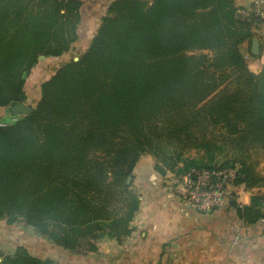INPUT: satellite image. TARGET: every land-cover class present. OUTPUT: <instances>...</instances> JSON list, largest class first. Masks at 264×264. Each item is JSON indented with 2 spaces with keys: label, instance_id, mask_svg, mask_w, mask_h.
<instances>
[{
  "label": "trees",
  "instance_id": "16d2710c",
  "mask_svg": "<svg viewBox=\"0 0 264 264\" xmlns=\"http://www.w3.org/2000/svg\"><path fill=\"white\" fill-rule=\"evenodd\" d=\"M82 5L0 0V109L11 112L18 102L32 109L0 125V220L21 219L70 251H95V242L84 247L83 238L131 233L140 206L130 190L137 176L150 188L141 193H166L158 184L165 168L139 172L140 156L164 155L163 139L194 131L200 138L191 140L208 162L231 153L240 163L236 182L264 188L258 162L254 172L246 161L254 148L264 156V66L251 72L239 49L252 39L258 16L238 18L233 0H109L79 58L58 66L30 102L28 76L39 56L52 63L70 50ZM209 125L222 130L220 140L205 137ZM216 166L190 159L181 174L234 165ZM112 201L120 203L116 209ZM225 207L230 218L264 230V191ZM0 264L54 263L20 245L0 254Z\"/></svg>",
  "mask_w": 264,
  "mask_h": 264
},
{
  "label": "crops",
  "instance_id": "0c3cea01",
  "mask_svg": "<svg viewBox=\"0 0 264 264\" xmlns=\"http://www.w3.org/2000/svg\"><path fill=\"white\" fill-rule=\"evenodd\" d=\"M255 2L256 0H233L236 7L235 14L238 18L245 19L251 14L257 15L259 18V21L253 23L251 29L252 39L259 40V53L252 56V60L248 63L249 67L254 65L253 69L257 73L264 66V3L260 4V14H258L255 12ZM108 4L109 0H83L77 29L78 37L70 50L82 52L96 31ZM252 39H246L239 44L243 55L247 49L251 51ZM81 47L82 49H80ZM70 50L65 52L62 57L69 55ZM243 194L244 203L248 204L250 194L249 192H243ZM143 197L145 199L141 202L140 208L142 215L152 216L155 212L157 213L158 209V214L168 215V217L179 215L180 217L177 223H172L180 234L179 237L173 238L171 243L179 246L178 251L173 254L172 264H264V230L260 223L244 225L242 221L230 218L228 207L200 215L194 212L193 208L178 201L176 197H173L175 203L172 204L162 197L151 198L147 194ZM168 223L165 224V227L168 226ZM151 225L148 226L150 231L155 228L153 224ZM169 226L171 227V225ZM140 234V238L131 235L124 240L123 245L128 246L127 250L118 245L112 250L109 248L108 255L99 248L97 251L77 256L75 259L79 261L78 264H100L102 260L107 261V264L163 262V256L160 258L157 253L155 254L156 258L155 255L153 256L154 246H159L166 239L151 240L145 230H141ZM140 244L147 247L143 253L139 252L136 255L134 252L138 250L137 247ZM133 255L137 257L134 258ZM139 257H141L140 260Z\"/></svg>",
  "mask_w": 264,
  "mask_h": 264
},
{
  "label": "rangeland",
  "instance_id": "374dc122",
  "mask_svg": "<svg viewBox=\"0 0 264 264\" xmlns=\"http://www.w3.org/2000/svg\"><path fill=\"white\" fill-rule=\"evenodd\" d=\"M32 9H34V6L32 7ZM80 49H82V47ZM80 53L81 52L79 50H70L69 55H65L61 57L60 61L52 62V63L49 59H47L48 57L41 55L43 56L41 58V56H39L40 62H38V64L33 68L32 73L27 78L28 82L25 85V91L30 97L29 101L34 102L40 97V84L46 79H48L50 74H52L58 66L71 59L77 60L80 56ZM244 54L247 56L246 60H247L248 69L255 74V69L249 67L248 63L252 60L251 59L252 56H255L256 54H252L250 49H247L246 52H244ZM11 116L12 113L9 112L8 108L0 109V120L8 122L10 121ZM177 117H181V116H177ZM163 118L167 119V124L170 122V119L167 116H163ZM167 124L165 126H167ZM160 126L162 127V124ZM208 130L209 132L206 131L205 134L206 138L208 137L210 138L211 136L213 140H220V135L218 134L219 132H222V130L219 127L216 128L209 125ZM198 133L196 136L194 131L192 137L179 136V137H175L174 139H170V141L163 139L162 141L164 142H162V144L164 149L162 150V152L164 155L156 156L153 153L148 152L140 156L138 161L139 172L142 171L145 172L144 170L145 168H143V166H147L148 168H150V172L153 173V167L155 164H159L160 166L165 168L164 174L158 176V184L160 186V189H163L166 192L164 195L160 196L162 197V199L167 198L166 195H168V197L175 198V195L173 194L172 185L176 184L175 182L180 180L182 175L181 170L183 168V163L190 159H194L197 160L198 162H202L205 164L206 163L215 164L217 166L220 163H227L229 165L233 164L234 167L236 168L240 167L239 161H237V159L231 153L228 154L223 153L218 156L217 160L215 159V162L213 163L208 162L204 150L199 148L197 145H195L196 143L194 140H191V138L193 137L200 138L198 137ZM155 142L157 141H153V143ZM178 154H180V160H177V162L173 164L172 163L173 159H176L178 157ZM246 161L250 162L254 166V172H255V161L258 162L256 164V171L260 175H264V156L262 155V153H258L257 151H255V148L251 149L249 152V156L246 158ZM130 181L131 179L128 180L127 183L129 184ZM235 184L237 190L239 189L240 192L241 191L249 192L250 194L249 203L251 196L255 193L256 190L264 191V188H259V187L248 188L245 186V184L237 183V182ZM140 188H142V190H150L148 184L144 183V181L137 176L136 180L132 182L130 190H132V192L134 193H138L140 206L138 209L136 220H133L130 223V228H132V231L129 235H123L120 238L111 237L109 235H103V237L97 239L94 238L91 239L86 237L83 238L84 242L82 243V245L86 247V245L91 240L95 242L97 246V250L100 248L105 254L109 255V248L112 250L113 247L117 248L118 245H121L123 249L127 250L128 246L125 247L123 245L124 240L127 239V237H130L131 235H133L136 238H140L141 230H145V232L151 238V240L152 239L161 240V238L166 239L159 246H154L155 251L153 256L156 253L159 254L160 258L163 256L164 257L163 262L160 263L159 261L158 263L154 262L153 264H172L173 263L172 259L174 258L173 254L178 251L177 249L179 248V246L177 244L172 245L171 243L173 241V238H177L180 236V234H178V231L176 230V228L172 223H177L180 217L179 215H175V216L170 215L171 217H168V215L164 216L161 213L158 214L159 212L158 209H157V213L155 212V214L152 216L142 215V211L140 210V208L142 205L141 202H143V200L145 199L143 197L145 194L140 192L141 190ZM243 195L244 194L242 193L240 196ZM119 204H120L119 202L112 201L109 203V206L110 207L115 206L114 208L116 209L119 206ZM220 210L221 208L217 209L216 211H220ZM167 223L168 226L165 227V224ZM151 224H153L155 227L152 231L148 229V226H150ZM169 225H171V227ZM105 230H109V229H105ZM20 245L24 246L29 251L30 254L36 257H39L41 259H46V258L52 259L54 264H78L79 261H77L75 258L77 256L79 257L80 255H84L85 253H88V252H81L79 250L70 251L56 245L45 236L37 233L33 227L27 225L21 219H18L16 220V222L13 223L7 222L6 219H1L0 220V254H12L15 251L16 247ZM146 247H147L146 245L142 246L140 244L139 247H137L138 250L136 252L134 251L133 252L136 255L139 254V252L143 253ZM133 257L135 258L137 256L133 255ZM140 259L141 257H139V260ZM100 264H107V261L105 262L104 260H102L100 261Z\"/></svg>",
  "mask_w": 264,
  "mask_h": 264
},
{
  "label": "built area",
  "instance_id": "2783aa9c",
  "mask_svg": "<svg viewBox=\"0 0 264 264\" xmlns=\"http://www.w3.org/2000/svg\"><path fill=\"white\" fill-rule=\"evenodd\" d=\"M263 3L264 0H256V13L260 14V4ZM244 58L246 59L247 56L244 55ZM16 119L14 115L8 122L0 120V125H8ZM237 170L238 168L234 166L210 169L189 168L181 175L180 180L172 185L173 194L184 205L203 213L215 212L227 206L231 200L243 206L244 199L240 196L243 192L237 190L235 184Z\"/></svg>",
  "mask_w": 264,
  "mask_h": 264
},
{
  "label": "water",
  "instance_id": "95a60500",
  "mask_svg": "<svg viewBox=\"0 0 264 264\" xmlns=\"http://www.w3.org/2000/svg\"><path fill=\"white\" fill-rule=\"evenodd\" d=\"M252 54H258L259 53V40L257 38L252 39V48H251ZM43 56H41L42 58ZM31 107L23 102H18L15 105L11 106V112L12 114H29L31 113ZM131 177L128 178L130 180Z\"/></svg>",
  "mask_w": 264,
  "mask_h": 264
}]
</instances>
